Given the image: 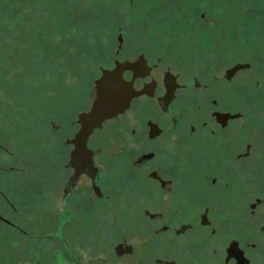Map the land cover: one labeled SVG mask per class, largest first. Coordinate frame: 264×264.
Instances as JSON below:
<instances>
[{"label":"flooded vegetation","instance_id":"obj_1","mask_svg":"<svg viewBox=\"0 0 264 264\" xmlns=\"http://www.w3.org/2000/svg\"><path fill=\"white\" fill-rule=\"evenodd\" d=\"M239 1L247 15L196 32L209 40L183 64L118 49L95 79L130 63L121 78L135 96L84 148L77 115L94 90L55 160L0 161V224L13 236L0 264H59L81 243L90 257L99 239L110 262L123 235L147 239V264H264V26Z\"/></svg>","mask_w":264,"mask_h":264},{"label":"rangeland","instance_id":"obj_2","mask_svg":"<svg viewBox=\"0 0 264 264\" xmlns=\"http://www.w3.org/2000/svg\"><path fill=\"white\" fill-rule=\"evenodd\" d=\"M248 1L254 3L251 20L263 28L264 0ZM238 7L239 0H0L3 166L17 157L34 160L35 168L55 160L52 144L66 135L68 120L88 108L99 68L110 67L118 49V58L145 47L183 64L196 42L204 47L209 40L195 33L219 30L226 11L247 15ZM11 232L0 224V258H13Z\"/></svg>","mask_w":264,"mask_h":264},{"label":"water","instance_id":"obj_3","mask_svg":"<svg viewBox=\"0 0 264 264\" xmlns=\"http://www.w3.org/2000/svg\"><path fill=\"white\" fill-rule=\"evenodd\" d=\"M118 42L120 39L118 38ZM132 64L115 63L111 70H102L100 76L93 82L94 99L87 112L77 115L79 129L74 142L81 143L87 135L100 126L101 122L122 112L135 96L130 83L121 78L123 70H129ZM59 264H147V239L123 235L111 261L104 252L100 239L90 257L85 246L81 243L69 250L58 254ZM31 264H38L37 262ZM163 264H180L175 261Z\"/></svg>","mask_w":264,"mask_h":264}]
</instances>
